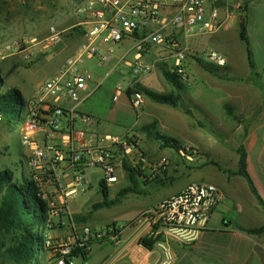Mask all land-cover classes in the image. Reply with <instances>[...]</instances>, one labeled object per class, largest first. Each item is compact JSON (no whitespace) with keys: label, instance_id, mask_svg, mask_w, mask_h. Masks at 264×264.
<instances>
[{"label":"built area","instance_id":"obj_1","mask_svg":"<svg viewBox=\"0 0 264 264\" xmlns=\"http://www.w3.org/2000/svg\"><path fill=\"white\" fill-rule=\"evenodd\" d=\"M248 3L249 0H84L78 5L74 28L82 37L81 42L56 72L39 85L20 119L22 145L28 148V173L49 202L50 226L56 222L65 225V221L57 218L65 210L67 198L93 188L86 170L100 169L99 187L104 183L111 189L115 184L119 187L127 184L126 165L143 181L146 178L153 181L169 175L173 164L171 156L150 155L144 149V134L139 129L132 128L122 135L98 132L90 129L94 124L91 114L79 110L77 105H69L84 102L92 93L89 90L92 73L82 69L86 59H96L102 65L113 59L117 46L128 47L112 68L122 63L129 74L127 86L122 81L117 84L114 100L131 88V102L140 109L147 96L135 86L144 77L163 66L185 84L189 83L186 56L191 53V38L230 29L234 19L247 13ZM63 33L52 25L42 38L23 37L4 42L0 44V61L19 57L31 64L52 52ZM156 48L160 50L150 58ZM196 55L200 56L198 52ZM203 55L212 64L227 66L226 56L217 49ZM171 150L188 167L197 166V158L204 155L200 148L185 141ZM51 188L59 193L62 204L51 197ZM221 200L222 192L215 183L193 181L141 213V232L156 239L154 246L161 250L162 264H172L175 259L169 240L194 244L209 226ZM69 218L73 219L72 215ZM71 225L77 226L73 222ZM81 228L82 236L88 240L90 226ZM76 239H80L79 233L60 245L59 264H67L65 256ZM47 241L49 246L51 242Z\"/></svg>","mask_w":264,"mask_h":264},{"label":"rangeland","instance_id":"obj_2","mask_svg":"<svg viewBox=\"0 0 264 264\" xmlns=\"http://www.w3.org/2000/svg\"><path fill=\"white\" fill-rule=\"evenodd\" d=\"M84 0H4V9L0 13V44L7 41H15L23 37L42 38L49 33V28L54 25L58 29H62L69 23V17L75 19L76 8ZM260 1V0H252ZM72 19V18H71ZM74 30V29H73ZM46 34V35H45ZM203 46L198 49L200 56L204 58V53L210 49H216V42L211 35H204L201 38ZM79 41V38L75 40ZM238 42L237 39L235 41ZM128 47L117 46L113 53V59L106 61L102 65L96 59H86L82 69L88 70L92 73V79L89 83L91 95L80 103L69 102L70 106L80 105L78 108L83 112L89 113L94 117V124L90 129L98 132H110L114 134H124L132 128H136L138 123L145 122L149 119L159 118V115H153L158 112L157 109L151 108L148 104L146 107L137 109L133 106L127 92L114 100L115 89L119 82H123L126 86L129 80L128 68L124 64H119L112 70L118 57L122 56ZM196 54V52H192ZM191 54V53H190ZM156 55L155 51H151L149 57ZM206 60V58H204ZM207 61V60H206ZM13 62L18 63L16 70L6 76V73L13 67ZM58 59L51 53L44 54L36 59L31 64L24 63L19 57H13L5 61H0V75L5 76L2 82V89L10 91L13 87L19 88L23 94L24 104H18V110L14 115H11L9 120L1 113L0 118V168L9 167L15 171L16 177L21 179L29 176V169L26 159L28 148L22 145L21 134L22 126L19 116V110L24 116L25 103H27L35 94L39 85L51 77L56 72ZM12 66V67H11ZM11 67V68H10ZM190 76V82L185 84L182 91L183 101L180 107L171 108L176 116H169V131L160 128V132L167 134L179 140L189 138L193 142L194 138L197 141V135L203 134V141L211 144V138H225L224 132L220 131L209 112L205 110L206 105L214 106L217 112L221 105L216 103L213 98L221 96L222 90L214 85L216 78L201 74L198 69L199 66L193 62L187 64ZM161 69V68H160ZM159 69L158 77L156 75L146 76L143 82L150 86L155 91L160 93H167L173 90V86L168 82L162 71ZM122 70V72L120 71ZM256 76V75H255ZM99 83L98 86L96 84ZM149 103H155L151 100ZM158 107L165 105L155 103ZM167 107H172L167 105ZM166 115L163 117L165 118ZM159 120V119H158ZM221 132V134H220ZM206 137V138H205ZM226 140V139H225ZM149 138L143 137L144 149L150 155H157L154 153L153 143ZM218 141V140H217ZM156 147V145H155ZM226 147V146H225ZM163 153L169 155L173 159L176 158L174 151L166 150ZM207 162L203 167H188L180 164L179 168L173 172L172 181L167 180L164 184L162 182H150L144 184L141 182L143 189L149 193L142 194H128L120 204L112 207L101 208L91 214L90 228L91 234L88 240L82 236L81 230L88 221H83L84 217L89 212L94 202L101 200L99 189V178L101 176L100 169L86 170L87 179L93 183V188L87 191H80L75 197L67 198V207L71 213L68 215H77L75 220L76 227L67 224L60 227L57 222L52 227L51 223L45 222L44 228L41 230L42 235H46V239L50 240L47 251L43 252L41 264H59L61 257L60 245L65 244L70 239L73 240L74 235H78L80 239H76L71 244V251L66 254V259L74 253L73 249L78 245H91L92 253H97L101 250L103 240L91 241L96 237H102L106 232L108 226L116 223L119 228H130V224L136 220L139 212L146 206H140L139 203L144 204L146 201L154 202L163 196H169L173 192L180 191L184 186L193 181L214 182L217 177H214L215 172L219 167L212 164V152L204 157ZM225 168V164L219 163ZM199 166V165H197ZM141 181V180H140ZM119 185L111 186V195L114 197L119 191ZM54 198V195H51ZM58 203V202H57ZM137 204V205H134ZM68 210V211H69ZM59 218V217H58ZM57 218V219H58ZM74 218V217H73ZM84 225V226H83ZM48 242V241H47ZM48 245V244H47ZM82 254V253H81ZM71 264H85V260L81 255L70 257ZM90 264H92L90 262Z\"/></svg>","mask_w":264,"mask_h":264},{"label":"crops","instance_id":"obj_3","mask_svg":"<svg viewBox=\"0 0 264 264\" xmlns=\"http://www.w3.org/2000/svg\"><path fill=\"white\" fill-rule=\"evenodd\" d=\"M2 1L4 2V0ZM248 5V33L253 60L259 75L255 76L250 66L247 47L240 39L241 20L239 17L234 19L230 29L211 35L216 42V49L222 52L228 60L225 67L213 64L218 68H216L218 75H213L210 71L203 68L197 61L201 57L192 53L202 48V40H196V38H201L204 35L191 38V54L186 56V63L195 62L199 66L198 71L201 74L217 79L214 85L220 88L223 94L213 98V100L220 104L221 108L216 112L214 106L206 105L205 110L209 112V116L219 130L224 132L225 138L210 137V141H213L211 144L203 141V134L197 135L198 142H196L195 138V142L189 138H184V140L176 139L182 142H189L204 152L203 156L197 158L196 164L199 166H195V168L203 167L207 163L204 157H207L212 152L213 160L210 162L219 167L214 175L217 179L212 183H215L220 188L222 200L214 211L209 226L194 244L184 245L176 240H169V244L175 253V259L172 264H264V231L252 233L240 227H264V207L259 203L257 196L244 176L228 172L229 170H237L240 159L238 149L244 147L248 156V168L264 199V0L258 2L249 0ZM71 16L68 18L69 23L61 29L64 31L61 40L54 46V50L49 52L58 59L57 68L82 40V37L76 35L74 28L77 17L74 15L75 19L73 20V15ZM77 38H79L78 42L75 41ZM236 39L237 43L235 42ZM159 50V48H156L153 51L158 53ZM159 69L160 67L148 77L152 75L158 77ZM160 70L164 76L163 69ZM143 83L147 88L154 90L147 86L145 82ZM150 100L155 102L147 97L144 106L146 107L150 104L151 108L157 109L158 112H154L153 115L158 114L159 118L138 123L136 129L155 120L157 122V131L160 132V128L169 131V116H176V113L171 108L176 107L161 103V105L165 106L158 107L155 104L156 102L149 103ZM167 105L172 107H167ZM227 105L232 107L234 114L238 118L232 119L229 116L226 110ZM78 106L80 105L78 104ZM164 115H166L165 118L163 117ZM144 136L145 138L147 137L146 135ZM152 141H155L152 146L155 149L154 153L165 154L163 152L166 150L172 151L171 149H159V143L156 140ZM172 156L173 164L169 170L170 181L173 179V172L182 164L177 157L174 158V154ZM219 163L225 164V168L220 166ZM123 187L120 185L119 188ZM50 192L54 195L55 200L62 204L59 193L53 188L50 189ZM175 193L177 192L175 191L169 196ZM166 197L168 196H163L151 203L149 201L144 204L139 203L140 206H146L139 212L136 220L130 224V228H119L114 222L110 224L111 226H108L102 237L91 239L92 242L103 240L99 252L92 253L90 245L89 253L71 254L68 260L72 256L81 255L86 262L85 264H90V262L92 264H162L161 250L155 246L149 248L142 243V238L150 236V234L141 232L143 224L139 217L145 209ZM67 204L57 220L65 221V225L69 224L70 226L72 222L76 224L74 219H77V215H73V219L69 218L66 213L69 210ZM87 220L86 224L90 225L91 216Z\"/></svg>","mask_w":264,"mask_h":264},{"label":"trees","instance_id":"obj_4","mask_svg":"<svg viewBox=\"0 0 264 264\" xmlns=\"http://www.w3.org/2000/svg\"><path fill=\"white\" fill-rule=\"evenodd\" d=\"M3 1L0 0V13L3 11ZM249 5L247 6V12ZM240 39L245 43L250 59V66L255 75H259L256 64L253 60V53L251 50V43L248 33V15H241L240 17ZM76 31V35H77ZM199 64L210 71L213 75H218L217 66L212 63L198 58ZM13 67L6 73V76L12 74L18 67L17 62H13ZM163 69L164 76L168 82L173 86V90L168 93H159L147 88L143 82L138 83L135 87L144 91L148 98L161 104H170L174 107H180L183 101L182 91L185 88V83L181 81L180 77L171 73L166 67L160 66ZM217 68V69H216ZM5 76L0 75V114H4L9 120L11 115H14L18 110L17 105L24 104L23 94L19 88L13 87L10 91L2 89V82ZM128 96L131 98L132 89H128ZM26 106V103H25ZM227 113L232 119L238 118L230 106H226ZM19 116H22L19 110ZM26 112V108H25ZM150 140H156L159 143V149H175L181 141L171 136L164 135L157 131V122L146 123L139 127ZM240 153L239 166L237 170H229L230 174H238L244 176L249 182L253 192L257 196L259 203L264 207V199L258 190L256 182L252 173L248 168V156L244 147L238 149ZM127 184L121 188L114 197L111 196V189L104 183H101L99 189L101 200L94 202L91 209L84 217L85 221L91 214L104 207H112L120 204L128 194H142L146 195L149 192L142 187V183L148 184L150 182H162L164 184L169 180V175L165 177H158L153 181L146 178L144 181L139 175L131 171L128 166H125ZM141 180V181H140ZM49 202L43 198L37 181L32 174L21 179L16 177L15 171L9 167L0 168V264H41L43 252L47 251L48 243L46 235L41 234V230L45 226V222L49 217ZM111 226V225H110ZM115 226V224H114ZM241 228L246 231L257 233L264 231V227L259 228ZM156 239L153 236H145L142 238V243L151 248L154 246ZM76 253H89L88 245H78L73 249ZM42 255V256H41ZM86 256V255H85ZM67 264L69 260L67 259Z\"/></svg>","mask_w":264,"mask_h":264}]
</instances>
